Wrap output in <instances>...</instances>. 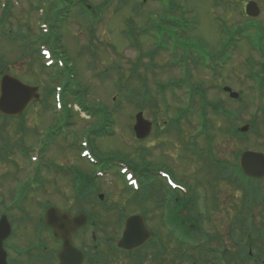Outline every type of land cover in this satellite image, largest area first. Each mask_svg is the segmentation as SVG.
<instances>
[{"label": "rangeland", "instance_id": "obj_1", "mask_svg": "<svg viewBox=\"0 0 264 264\" xmlns=\"http://www.w3.org/2000/svg\"><path fill=\"white\" fill-rule=\"evenodd\" d=\"M68 1L76 3V6L71 7ZM170 2L0 0V11L4 10L8 15L2 28L11 31L12 36L0 35V55H3L0 63L6 64L8 74L17 76L25 85L37 88L40 95L39 100L30 104L20 120L5 124L4 128L0 124V136L8 138L9 145L14 146L12 158L8 162L0 160V182L4 187L7 183V190L13 187L14 192L15 189L18 192L19 183L26 185L33 179V167L49 166V171H37L38 180H44L46 185L32 191L33 195L25 203L27 217L41 216L43 210L51 206L81 214L89 212L96 222V237L104 239L118 235L116 227L120 220L137 212H145L143 217L148 227L165 240L166 235L154 224L158 223L162 204L159 190L157 192L156 187H153L146 192L147 195L141 194L135 198L134 187H127L129 184L124 183L118 167H128L136 171V174L141 171L154 174L159 170L168 176L172 174L178 183L189 185L196 191L194 198L197 209L198 201L202 199L200 190L203 186L195 179H214L228 175L225 169L217 171L214 164H206L207 159H204L205 163L202 161L204 167L199 164L197 151L191 150L190 155L180 153L184 144L190 143L188 133L193 135L197 131L198 112L204 111L211 136L208 144L196 138L200 140V146H205V157L231 161L232 153L240 149L263 150L264 102H259L258 94L261 91L253 79L249 78L248 68L253 67L251 71L255 72L264 62L263 56L252 50L253 43L250 44L256 36L264 34V0H174L175 11L166 7ZM251 2L257 5L260 12L253 19L244 15L246 5ZM85 9H89L90 14ZM166 12L171 13V16ZM63 15L67 17L62 20ZM177 19L185 23V34L182 38H176L180 42L191 43L189 45L195 47L206 59L205 64L191 63L188 59L190 61L185 77L179 66H169L175 61L170 41V49L159 50L152 58L153 61L147 55L156 41L144 31H149L152 25L174 23ZM234 33L239 40L232 43L228 39ZM39 48H50V54L55 52L57 56L52 54V58L58 59L60 64H46L47 59L41 51L38 52ZM140 52L143 54L141 59ZM176 52L181 56L183 54L180 50ZM224 54L228 58L222 57ZM212 60L218 62V65ZM206 63L213 68H206ZM182 78L187 79L190 88H167L169 82H179ZM53 84H59L58 87L67 84L73 91H81L82 100L91 109L95 107L96 110H104L101 108L104 107L112 119V123L107 124L111 135L97 139L93 144L88 141L87 129L95 127L96 121L79 113L78 108L72 105L73 97L66 98V95H62L63 105H70L68 115L71 116L68 120L71 126L57 134L63 122L62 116L56 99L54 102V95L53 98L46 95V89ZM159 84L165 87L164 92L158 90ZM224 87L236 93L237 99H230L222 90ZM136 88H146L151 99L124 98L130 90ZM188 90H198L202 97L200 94L192 97V116L179 124V109L188 105L189 97L184 99ZM194 91H190L187 96L197 94ZM218 106L225 111L224 114L211 110H218ZM139 112H142L143 119L152 124L150 134L142 141L136 140L132 131L135 115ZM171 120H174L177 127L173 131L167 128ZM243 126H248L247 132L237 134L240 138L238 141H231L230 132L238 131ZM205 137L208 140L207 134ZM84 151H88L96 160L109 164L110 170L106 168L102 176L95 175V169L101 167L90 162ZM71 168H77L82 175L71 171ZM90 177L95 181L88 179ZM208 193L211 198L215 195L221 198L223 203L231 202L228 200L227 189H223L219 195L218 190L212 186ZM240 194L241 191L238 197ZM195 223L191 224L190 232L200 235H195L197 243L183 250H173L172 264H176L175 259L178 257H188L190 264H215L216 256L212 252L215 250L213 229L205 231L208 232L205 236L212 237L205 239ZM35 227L36 220L34 223H26L28 232L22 234L21 228L13 243L22 248L25 243L35 242Z\"/></svg>", "mask_w": 264, "mask_h": 264}, {"label": "flooded vegetation", "instance_id": "obj_2", "mask_svg": "<svg viewBox=\"0 0 264 264\" xmlns=\"http://www.w3.org/2000/svg\"><path fill=\"white\" fill-rule=\"evenodd\" d=\"M6 22H1L0 35L5 34L11 38V31H4L2 28ZM257 52L264 58L263 50ZM252 68H248L250 69L248 75H250L249 78L253 79L255 85L260 89L261 92L258 94V98L260 104H263L264 62L257 68V71H251ZM8 73L6 64L0 63V82L3 76H11L19 80L17 76ZM0 121L2 122L0 124L4 128L5 124L9 125V123L14 121V118H9L0 113ZM198 126L201 128L197 131V138H204V123L201 122ZM230 134H232L231 141H238L240 139L238 137L239 135L234 131H231ZM202 141L205 142L204 140ZM191 142L198 144L192 148L199 151V153L196 152L197 160L204 167V159L210 161L211 157H205V146H200V140ZM1 144L4 146L0 147V160L2 159L1 161L8 162L10 157L12 158L11 151L14 146L9 145L8 138L0 136ZM188 144H184L180 153L191 154L188 150L191 149ZM262 148L263 150L261 149L260 151H250L247 148L240 149L232 153V157H230L231 161L215 158L214 163L210 161L215 165L214 169L217 171L225 169L228 175L226 174L223 177L221 175L214 179H195L197 183L203 186L200 190L202 192V199L198 201L197 210L190 211V209L194 208V193H196V191H193V187L180 184L178 183L179 181L174 180L175 183L186 189L187 192L183 194L179 191H171L166 185L159 182L158 178H154L152 182L153 187H156L157 192L159 190L158 193L162 197V202H160L162 203L160 217L158 223L154 224L157 229H161L164 235H166V241L150 227L152 242L130 252L118 248L116 243L123 230L124 220H120L119 225H116V231L119 233L115 238L107 236L104 239H99L96 237V222L89 212L81 214L60 208V211L69 213L71 216L76 217L82 215L85 217V226L78 229L71 236L70 244L66 243L70 248L68 247L67 250L63 249L65 243L61 239L54 237L53 231L46 227L45 218L48 207L43 210L41 216L38 215L35 218L32 215H28L27 217L25 212L28 213V209L25 208V203L33 194H25V184L18 187L20 188L18 192H16V189L14 192L13 187L10 189L11 191L7 190V183H5L4 187L0 182V223L3 224L4 229L7 226L9 228V234L1 241L0 254L3 256V261L0 260V264H107V262L110 264H172L171 253H173V250H177L176 248H179V250L184 249L182 244L171 236V231L174 229L172 222H175V220L180 221L179 213L187 217L188 211L192 217L194 216L199 219L198 222L200 224L198 229L201 234H204L203 236L201 235L202 237L205 239L212 238L211 236H205V233H208L205 231L208 228L213 229L212 235H214L212 239L215 243V250L212 252L216 256L215 264H264V176L261 179H250L244 177L242 172L239 173L238 171L240 167L238 157L243 152L250 151L264 155V143ZM210 162H208L209 165H211ZM70 170L76 172L77 168H71ZM172 179L174 178L172 177ZM43 184H45V181ZM212 186L214 190H218L219 195L223 189H227L229 191L228 200L231 201L230 204L223 203L224 200L219 199L216 195L211 198L208 192ZM239 191H241V194L238 197L237 194ZM212 203L213 208L211 207ZM44 206L42 205V207ZM141 216L143 217V215ZM34 220H36L37 224V227L33 229L35 230L33 234L35 242L25 243V246L20 248L17 243H13V239L18 235L21 228H23L21 230L22 234L27 233L28 228H25V224L34 223ZM143 220L148 226L145 217H143ZM194 221H196L195 218L192 220L187 219L186 221L180 222L179 226H181L183 231H187ZM235 233L237 235H234ZM94 237H96V240ZM84 238L85 241H83ZM182 252L181 254L183 256ZM179 258L175 259L176 264H190L188 257L182 258V260Z\"/></svg>", "mask_w": 264, "mask_h": 264}, {"label": "water", "instance_id": "obj_3", "mask_svg": "<svg viewBox=\"0 0 264 264\" xmlns=\"http://www.w3.org/2000/svg\"><path fill=\"white\" fill-rule=\"evenodd\" d=\"M247 16L257 17L259 9L256 4L251 2L246 6ZM230 92V89H224ZM0 112L7 116H17L23 112L27 105L37 100L36 89L21 84L15 78L4 76L0 84ZM232 98H237V94L230 93ZM135 125L133 132L136 139H145L151 131V123L143 120L142 113L135 116ZM247 127H243L241 132H246ZM240 168L246 177L253 179H260L264 176V155L252 152H245L240 157ZM45 224L53 231L56 238L61 239L65 245L64 248L70 246L71 236L81 227L85 225V217L77 216L72 217L68 213H61L53 208L49 209L46 213ZM9 228L4 229L3 224L0 223V247L1 241L9 234ZM150 231L144 224L140 216H131L124 222L123 232L121 238L117 241L118 248L127 250L137 249L145 244L150 238ZM1 253V252H0ZM2 257V258H1ZM0 260L3 261V256L0 254Z\"/></svg>", "mask_w": 264, "mask_h": 264}, {"label": "trees", "instance_id": "obj_4", "mask_svg": "<svg viewBox=\"0 0 264 264\" xmlns=\"http://www.w3.org/2000/svg\"><path fill=\"white\" fill-rule=\"evenodd\" d=\"M173 1L174 0H171L169 6H166L171 11H174L176 9L173 6ZM166 13L170 17L171 13H169V12H166ZM168 28H169V25L166 22H163V23L161 22L160 24H158V26L156 28H153V31L156 33V38H154L156 43H155L154 48H152L154 53H158V51L161 50V49H166L165 47H167V45H168L169 36H168V32H165V29H168ZM142 55L143 54H141L140 59H141ZM154 55L155 54H152V56H151V60L152 61H153L152 58L154 57ZM155 83H157V82H155ZM177 87H179V86H177ZM164 88L165 87L162 86V84H159V89L158 90L164 92L165 91ZM145 89L146 88H143V89L136 88L135 90H132V91L130 90L124 96V98H126L127 100H133V99L139 97L142 100L146 99V101H149V99H151V97H148V94H147L148 91L145 90ZM80 92L81 91H79V90H76V91L70 90L69 94L68 93L66 94V98L73 97L72 100L75 102V104H77L79 106L81 111L84 112V114H87V115L91 116L92 119H95L97 125L95 127L92 126L91 129L87 130L88 131V139L93 144L97 140V138L103 136V132H108V133L110 132V128L108 127L107 124H111L112 123V119L110 117V113H108V111L104 107L100 106L104 110H102V109L101 110H96L95 107H93L92 109L90 107H87V105L82 100L83 97H82ZM62 95H64V94H62ZM64 113H65L64 114L65 116H63V118L65 119V123H66L65 125H67V124H69L68 118H70V115H68L67 109H66V111ZM66 114L68 116H66ZM90 142H89V144H90ZM208 162H206V164H208ZM238 171L240 173L239 168H238ZM193 205H194V208L190 209V211L197 210V209H195V200H194V204ZM179 214H180V221L178 220L179 221L178 223L186 221L187 219L189 220L190 218H192V215L190 214L189 211L187 213L188 214L187 217H184L181 213H179ZM193 218H195V220L197 221V222L196 221H194V222H196L195 225H197V227H198L199 224H200L198 222L199 219H197V217H194V216H193Z\"/></svg>", "mask_w": 264, "mask_h": 264}]
</instances>
